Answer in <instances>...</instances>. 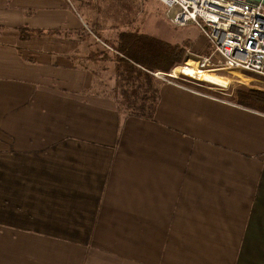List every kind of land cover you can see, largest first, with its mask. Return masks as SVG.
I'll return each instance as SVG.
<instances>
[{
    "label": "crops",
    "instance_id": "1",
    "mask_svg": "<svg viewBox=\"0 0 264 264\" xmlns=\"http://www.w3.org/2000/svg\"><path fill=\"white\" fill-rule=\"evenodd\" d=\"M0 26V264H264V112L156 77L128 112L95 87L136 30L69 0H0Z\"/></svg>",
    "mask_w": 264,
    "mask_h": 264
},
{
    "label": "built area",
    "instance_id": "2",
    "mask_svg": "<svg viewBox=\"0 0 264 264\" xmlns=\"http://www.w3.org/2000/svg\"><path fill=\"white\" fill-rule=\"evenodd\" d=\"M161 1L169 12L177 8L170 18L173 24L195 23L209 47L203 53L188 50L171 70L151 72L156 78L193 90L209 88L201 82L204 73L245 72L258 83L249 88L264 91V0Z\"/></svg>",
    "mask_w": 264,
    "mask_h": 264
},
{
    "label": "rangeland",
    "instance_id": "3",
    "mask_svg": "<svg viewBox=\"0 0 264 264\" xmlns=\"http://www.w3.org/2000/svg\"><path fill=\"white\" fill-rule=\"evenodd\" d=\"M69 5L85 22L84 30L86 32L91 33L90 31L94 29L98 33L96 26L100 27V29L105 28L109 30V35L107 36L110 41L116 39L121 29L152 33L167 41H170L173 36L191 34L194 35L195 40L189 42V49L193 52L201 53L202 46L207 40L206 35L202 33L201 29L195 23H189L186 26L173 24L170 18L177 11V8L168 13L167 6L161 0H69ZM159 53L155 49L152 51V57L157 56ZM110 69H108V72L101 71V75L99 74V83L95 87V90H98L100 93L113 95L117 98L119 97V101L121 102L123 98H126V95L122 94V90L126 87L131 88V82H126L122 79L123 73L118 76L117 70H115L114 75H111L112 70ZM251 75L245 72L235 74L225 71L204 73L203 76L213 77L215 79L214 81L223 79L224 81L233 80V82L229 86H221L202 80L201 82L209 88H195L213 92L220 97L234 98L236 90L239 87L254 88L258 86L256 81L250 79ZM156 79L162 81L159 78ZM138 83L141 84L142 79L138 78ZM261 88L264 89V87Z\"/></svg>",
    "mask_w": 264,
    "mask_h": 264
},
{
    "label": "trees",
    "instance_id": "4",
    "mask_svg": "<svg viewBox=\"0 0 264 264\" xmlns=\"http://www.w3.org/2000/svg\"><path fill=\"white\" fill-rule=\"evenodd\" d=\"M19 30L22 38L59 31L57 28L44 30L26 26L20 27ZM115 49L121 55L120 59L126 62L125 70L129 72L122 74V79L131 82V88L126 87L122 90L126 98L122 97L124 102H120L121 106L132 114L154 117L159 98L158 92L149 88L152 78L155 77L151 72L169 71L180 64L189 50V42L172 44L147 33L122 31ZM155 49L160 53L152 57V51ZM137 77L143 78L144 82L138 83L135 80ZM235 98L241 105L264 112V91L242 86L236 90Z\"/></svg>",
    "mask_w": 264,
    "mask_h": 264
},
{
    "label": "bare ground",
    "instance_id": "5",
    "mask_svg": "<svg viewBox=\"0 0 264 264\" xmlns=\"http://www.w3.org/2000/svg\"><path fill=\"white\" fill-rule=\"evenodd\" d=\"M203 79L206 80V81L221 85V86H229L233 82V80H231V81H226L225 80L224 81L223 79L214 81L215 79L213 77H210V76H203Z\"/></svg>",
    "mask_w": 264,
    "mask_h": 264
}]
</instances>
